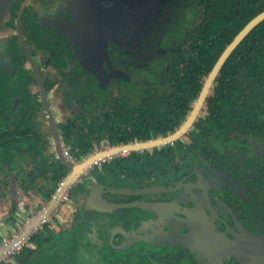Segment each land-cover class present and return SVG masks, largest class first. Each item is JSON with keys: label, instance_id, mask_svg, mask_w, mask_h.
<instances>
[{"label": "flooded vegetation", "instance_id": "af4514ba", "mask_svg": "<svg viewBox=\"0 0 264 264\" xmlns=\"http://www.w3.org/2000/svg\"><path fill=\"white\" fill-rule=\"evenodd\" d=\"M209 2L9 0L0 4V12L4 11L0 28L6 30L0 34V118L5 120L1 127L10 133L16 129L30 94L41 102V107L31 106L30 112L37 117L44 113V155L59 158L46 103L64 155L79 161L60 131V122L80 115L84 103L100 105L106 112L115 101L139 97V88L151 90L152 96L173 88L174 64L193 44L202 45V17ZM210 69L198 79L196 94L175 129L191 111ZM215 79L191 126L179 138L186 139L185 134L206 112ZM232 144L230 156L197 159L190 171L140 172V165L132 164V170L119 172L116 180L91 186L86 172L64 191L75 204L70 226L57 232L46 221L49 232L55 234L49 244L44 249L35 246L32 232L22 247L37 250L39 260L34 264H264V159H258L264 153V135L237 137ZM109 145L113 144L102 141L93 151ZM106 158L102 160H110ZM5 177L8 194L4 202L0 199V234L2 227L7 231L18 225L20 207L26 208L31 196L42 199L14 173L7 171ZM78 183L88 188V194L93 187H102L107 201H140L146 207L88 208L87 195L69 198V189Z\"/></svg>", "mask_w": 264, "mask_h": 264}, {"label": "trees", "instance_id": "16d2710c", "mask_svg": "<svg viewBox=\"0 0 264 264\" xmlns=\"http://www.w3.org/2000/svg\"><path fill=\"white\" fill-rule=\"evenodd\" d=\"M263 9L264 0H210L202 17V45L193 44V49L181 56V62L174 64L173 88L161 96H152L151 90L139 88V97L115 101L106 112L100 105L84 103L87 110L80 108V115L61 121L60 131L78 160L105 140L109 144L127 143L174 131L190 107L189 102L200 85L198 79L207 73L236 32ZM186 77L192 80L187 81ZM213 89L206 112L195 122L193 130L185 134L186 139L181 137L143 152L131 150L94 163L87 171V185L105 179L114 181L119 172L132 170V164L140 165V172L190 171L197 159L230 156L237 137L263 136L264 19L226 59ZM30 97L27 94L24 99L22 115L11 133L1 127L5 120L0 118V188L7 184L5 174L10 171L25 188H32L42 199L49 200L68 169L61 159L44 155L42 145L46 137L41 131L44 113L37 117L30 112L31 106L41 107L39 100ZM9 134L12 136L8 140ZM86 188L82 183L74 185L69 189V198L88 196ZM49 231L44 223L30 239L44 249L49 237L55 235ZM11 256L15 263L0 260V264H34L39 260L37 250L31 246H23Z\"/></svg>", "mask_w": 264, "mask_h": 264}, {"label": "water", "instance_id": "95a60500", "mask_svg": "<svg viewBox=\"0 0 264 264\" xmlns=\"http://www.w3.org/2000/svg\"><path fill=\"white\" fill-rule=\"evenodd\" d=\"M9 0H0V4L6 3ZM264 19V9L254 15L252 18H250L245 25L238 30V32L233 36L231 41L224 47V49L221 51L217 59L215 60L214 64L212 65L205 81L203 84V87L199 93L198 98L196 99L191 111L187 115L185 121L173 132L160 137L155 138H148L144 140H138L133 142H127V143H120V144H113L109 145L107 147L98 149L96 151H93L86 155L85 157L81 158L79 161L73 162L71 159L66 157L62 151L61 145H60V138L57 131V127L52 119V115L49 111V108L47 104H44L47 119L49 124L52 127L53 131V137L55 141L56 150L58 153L59 159L67 166V173L63 177V179L60 181L58 188L54 192V194L51 196V198L48 200L45 207L33 218L31 219L20 231L18 234H16L14 237L11 238V240L0 246V258L3 257V255L6 253V251L13 246L16 242L22 241L24 238H26L33 229H37L40 223L45 219V217L49 214V212L55 207V205L59 202V199L62 195V193L65 191V188L73 181L75 180L78 175L88 170L90 166H92L94 163L99 162L102 159H105L108 156L117 155L120 153H123L125 151H131V150H141V149H149L161 144H165L168 142H172L175 139L179 138L183 133L187 131V129L191 126L192 122L194 121L195 117L197 116V113L205 99V96L219 73V70L223 66L224 62L228 58V56L232 53V51L235 49V47L240 43V41L249 33V31L256 26L259 22H261ZM36 75L38 76L39 81V91L42 99H45V91L42 84L41 77L39 76L38 72H36ZM214 170V169H213ZM159 189H165V187H158ZM117 190V189H116ZM124 192H132L131 189H122ZM139 191V190H135ZM134 192V191H133ZM0 193L2 196L0 199L5 200L8 191H7V184L4 185L2 188H0ZM104 189L100 186L93 187L85 200L86 207H92L98 210L104 209V210H110L115 207H122V206H130V205H139L146 207L145 204H143L140 201H131V202H110L105 200L104 196Z\"/></svg>", "mask_w": 264, "mask_h": 264}, {"label": "rangeland", "instance_id": "374dc122", "mask_svg": "<svg viewBox=\"0 0 264 264\" xmlns=\"http://www.w3.org/2000/svg\"><path fill=\"white\" fill-rule=\"evenodd\" d=\"M2 8H4V7H2ZM2 10L0 12V23L2 22L3 13H4V11H2ZM5 32H6V30L0 28V34H3ZM51 103L52 104L56 103V96L55 95H52ZM261 152H262L261 156H259L258 159H264V153H263V151H261ZM126 153L127 152H123L122 155H125ZM87 171L88 170L81 172L77 178H82ZM65 194H66L65 192L62 193V196L60 197L59 202L49 212V214L45 217V221L44 222L42 221L40 223V225H42V224L46 223V221H48V224L51 225V228L56 229L57 232H60L61 228H63L66 225L70 226L68 219L70 218L71 213L73 212V208H74L75 204L73 202L67 200L66 197H64ZM47 202H48V200H42V199H39L38 197H32L31 196L30 200L28 199L27 207L26 208L20 207V211H19L20 215H17L18 216V223H17L18 225L16 227L8 228L7 231H6V227H2V229H4V231L1 232V234H0V246L3 244V242L9 241L12 237H14L31 219H33L45 207ZM51 215H54L53 218H50ZM1 223L2 222L0 221V224ZM2 226H3V224H2ZM34 231H36V229L32 230V232H34ZM23 243H21L19 245V247L17 248L18 250L22 247ZM2 260L13 261L15 263V260L12 259L11 255L5 256V258Z\"/></svg>", "mask_w": 264, "mask_h": 264}, {"label": "built area", "instance_id": "2783aa9c", "mask_svg": "<svg viewBox=\"0 0 264 264\" xmlns=\"http://www.w3.org/2000/svg\"><path fill=\"white\" fill-rule=\"evenodd\" d=\"M65 153L67 154V151H65ZM64 197H66L65 195H64ZM45 221V219L43 220V222ZM19 233V232H18ZM17 233V234H18ZM27 238H28V236L26 237V238H24L22 241H19V242H16L13 246H11L7 251H6V253L3 255V257H1L0 258V260H2V259H4L5 258V256H8V255H12V254H14L18 249V247H19V245L21 244V243H23V242H25L26 240H27ZM11 240V239H10ZM9 240V241H10ZM9 241H5V242H3V244L2 245H4V244H6V243H8ZM1 245V246H2Z\"/></svg>", "mask_w": 264, "mask_h": 264}, {"label": "crops", "instance_id": "0c3cea01", "mask_svg": "<svg viewBox=\"0 0 264 264\" xmlns=\"http://www.w3.org/2000/svg\"><path fill=\"white\" fill-rule=\"evenodd\" d=\"M2 202H4V200H1ZM1 201H0V203H1Z\"/></svg>", "mask_w": 264, "mask_h": 264}]
</instances>
